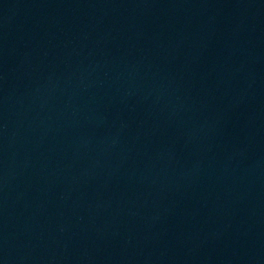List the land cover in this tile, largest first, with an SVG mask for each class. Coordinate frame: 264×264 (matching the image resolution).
I'll list each match as a JSON object with an SVG mask.
<instances>
[{
  "label": "water",
  "instance_id": "95a60500",
  "mask_svg": "<svg viewBox=\"0 0 264 264\" xmlns=\"http://www.w3.org/2000/svg\"><path fill=\"white\" fill-rule=\"evenodd\" d=\"M0 264H264V0H0Z\"/></svg>",
  "mask_w": 264,
  "mask_h": 264
}]
</instances>
